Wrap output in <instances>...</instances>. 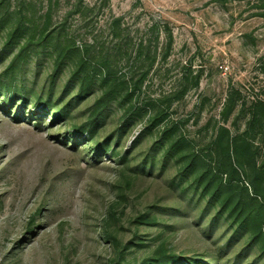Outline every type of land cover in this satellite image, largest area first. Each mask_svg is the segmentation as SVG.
<instances>
[{"label":"rangeland","instance_id":"1","mask_svg":"<svg viewBox=\"0 0 264 264\" xmlns=\"http://www.w3.org/2000/svg\"><path fill=\"white\" fill-rule=\"evenodd\" d=\"M0 7V81L8 82V67L33 35L15 70L20 96L6 108L0 100V264H141L159 250L189 263L218 252L224 226L212 225L216 209L206 198L190 201L194 188L182 182L177 151L168 154L159 128H149L150 102L187 87L168 119L204 153L218 126L245 133L253 103L264 102V0H0ZM50 88L66 105L53 115L43 108ZM104 92L113 98L100 105L89 143L79 129ZM22 95L28 104L19 114ZM250 138L263 157V135ZM96 143L115 151L98 154ZM142 158H154L153 167L136 166ZM110 208L116 242L101 234ZM147 214L155 220L143 221Z\"/></svg>","mask_w":264,"mask_h":264},{"label":"trees","instance_id":"2","mask_svg":"<svg viewBox=\"0 0 264 264\" xmlns=\"http://www.w3.org/2000/svg\"><path fill=\"white\" fill-rule=\"evenodd\" d=\"M0 9L2 8L0 7ZM0 27H2V18H0ZM18 30L19 28L16 27L11 32L9 40L18 33ZM32 38L33 35L26 39L8 67L9 73L6 80L9 83L0 81V100H7L5 104H1L4 108L7 105L10 106L20 96L18 94V84L13 81L15 80V70L19 62L23 60L25 51L31 45ZM39 44L45 45V40ZM39 44L34 45L35 48H38ZM140 46L142 48L144 43L142 42ZM86 62V59H81L73 71V78L81 75L82 68ZM93 74H95L94 68L91 73L87 72L83 76L81 87L79 88L80 92H85ZM144 77L145 74L142 75L139 83L143 81ZM184 79L188 81L187 77H184ZM193 83L196 86L199 85V76H195ZM140 86H135L134 90ZM45 90V88L41 89V96H43ZM186 91L187 87L150 102L154 109L148 118L149 128H159L160 142L168 154L170 150L177 151L183 163L181 166L182 182L184 179L191 180L194 188L190 196L192 200L190 201H194L195 196L206 198L208 204L214 205L216 209V217L211 220L212 225L217 222V224L224 226V230L219 238L218 252L209 254L206 261H198L196 258L189 257L187 258L189 263H186L184 259L176 255H167L162 250H159L154 258H147L141 264H218L220 258L226 257L233 264H240L241 262L242 264L246 262L264 264V155L263 157L260 155L259 148L254 145L250 138L251 132H257L263 135L262 141L264 143V102L253 103L249 127L245 133L234 134L226 126H218L215 137L211 142V147H209L210 150L204 153L203 149L197 147L196 142L186 135L180 122L168 119L169 109L174 101L182 98ZM102 94V97L97 102L95 113L93 112L86 123L88 127L79 129V135L89 138L87 139L89 143H93L97 118L104 111V107L102 108L100 105L104 100L107 102L113 98L110 92ZM116 94H119V90ZM27 98L22 95L19 114L24 112V108L28 104ZM58 98H60L59 93L55 89L50 88L43 107L46 113L53 115L55 112L60 113L66 108V105L63 106L65 97L62 95L60 99ZM233 105V97H230L222 111L224 120L229 118ZM35 107H38V104ZM49 110L51 111L50 113ZM120 139L121 136L118 142ZM138 142V137L132 141L131 146L123 152L120 162L127 163L129 155L135 151ZM183 147L189 148V151L185 154L179 152ZM95 149L98 154L103 153V156L107 153L112 154L115 151L114 147L109 150V145L101 143H96ZM138 158L139 156L134 157L135 160H138ZM260 158L262 159L260 160ZM153 161L154 158H151V161L147 158H142L141 162H136V166H140L142 170L147 167L151 169ZM181 212L186 211L181 208ZM112 216L113 211L110 208V215L104 219L101 229V234L107 242L117 241L116 235L110 228ZM142 219L146 223H151L155 220L148 214L144 215ZM139 245H142V243ZM233 254L235 258L232 256Z\"/></svg>","mask_w":264,"mask_h":264}]
</instances>
